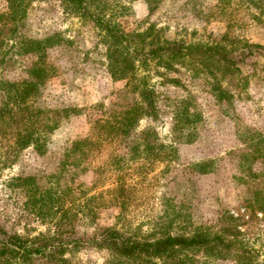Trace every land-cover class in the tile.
<instances>
[{
  "label": "rangeland",
  "instance_id": "obj_1",
  "mask_svg": "<svg viewBox=\"0 0 264 264\" xmlns=\"http://www.w3.org/2000/svg\"><path fill=\"white\" fill-rule=\"evenodd\" d=\"M86 1L81 8L55 0H26V16L14 32L10 26L9 32L3 33L0 87L3 79H23V68L37 60L28 52L39 50V42H47L42 47L60 73L44 86L38 105L82 111L70 117L72 129L63 123L51 137L50 149L63 155L66 146L88 135L89 116L99 105L106 110L122 109L140 100L137 93L126 92V81L113 80L109 72L111 38L100 20L119 26L130 37V43L124 46L136 53L137 84L145 81L156 100V114L143 116L136 130L155 131L158 142L169 147L166 151L171 156L155 165L148 180L137 186L145 203L133 206L132 232L152 239L163 234L190 235L199 225H227L222 219L226 212L243 215L240 207L247 206L252 190L261 184L249 179L253 173L241 164L247 151L246 133L264 135V57L249 61L240 74L233 76L218 57L186 49L215 45L221 38L226 39L222 44L229 50H239L245 42L264 46V15L257 19V8L247 0H228L224 7H220V0H164L154 12L148 0ZM103 2L106 6L99 7ZM7 5V0H0V14L7 12ZM102 8L106 18L100 12ZM156 42H177L185 51L182 55L147 58ZM220 88L234 98L220 101L216 96ZM1 95L0 90V101ZM192 132L196 136L190 137ZM58 157L50 153L40 156L32 149L9 156L0 139V226L23 238L58 236L53 224H42L33 216L39 207L34 200L41 198L43 190L53 188L51 177ZM106 160V155L91 156L86 163L89 170L80 173L77 182L91 186L97 178L95 168H101ZM252 167L253 172L260 173L264 163L259 161ZM106 178L105 184L109 185L115 177ZM127 180L131 184L137 181L135 176ZM117 213L113 207L104 209L97 225L103 228L114 222ZM218 226L213 232L220 231ZM76 228L91 236L97 232L84 224ZM242 229L244 235L238 240L254 253L255 264L264 262V222L250 223ZM204 256V252H190L180 258L202 264ZM111 258L107 250L93 245H82L66 254L69 264H145L138 258L129 262H112ZM179 260H156V264H179ZM31 264L53 263L38 258Z\"/></svg>",
  "mask_w": 264,
  "mask_h": 264
},
{
  "label": "trees",
  "instance_id": "obj_2",
  "mask_svg": "<svg viewBox=\"0 0 264 264\" xmlns=\"http://www.w3.org/2000/svg\"><path fill=\"white\" fill-rule=\"evenodd\" d=\"M55 1L81 8L87 4L86 0ZM163 1L148 0L153 12ZM247 1L249 5H255L258 10L257 19H260L264 15V0ZM227 2L228 0H220V7L226 6ZM7 4V12L0 14V51L3 49L1 40L4 31L9 32V27L12 26L10 31L14 32L27 13L26 0H7ZM105 6V2L99 5V7ZM100 12L106 18L105 9H100ZM100 21L103 26L105 24L104 29L108 33V39L111 38L108 54L110 75L115 81H126V92L137 93L140 100L122 109L113 107L106 110L103 104L99 105V109L89 116L88 135L79 137L66 146L63 155L50 149L51 137L63 123L67 128L72 129L70 117L80 115L82 111L69 106L62 109H47L38 105L44 86L60 73L58 68L51 64L52 60L48 59L46 49L42 47L45 41L39 42L38 45H41L39 50L28 52L29 55L34 54L37 60H32L23 68V79L1 81L0 139L2 144L5 143L7 154L16 156L32 149L40 156L50 153L58 154L59 157L54 160L56 171L51 177L54 180L53 188L49 191L43 190L41 198L34 200L36 207H39L33 213L34 218L40 223L53 224L54 232L58 236L23 238L0 226V262L31 264L33 260L41 258L53 264H69L66 259L68 251L78 249L82 245H93L100 250H107L112 262L123 260L129 262L138 258L142 260L141 263L156 264V260L180 259L179 264H193L191 262L194 261L193 259L184 262L180 255L204 252L206 256L202 264H218L224 261L234 264H255L254 253L247 250L243 246L244 241H239L238 238L244 235L242 227H248L250 223L254 225L260 220L264 222V170L255 173L252 167L259 161L264 163V135L261 133L249 132L245 135L244 144L247 151L244 153L245 159L241 167L253 173L249 179L259 180L261 184L252 190L247 206L240 207V211L244 212L243 215L235 214L237 215L235 216L233 212H226L222 219L226 220L227 225L223 224L220 227L199 225L190 235L163 234L152 239L141 238L140 235L132 232L130 217L133 206L145 203L139 195L137 186L148 180L149 172L155 165L167 161L171 156L166 151L169 147L158 142L155 131L136 130L143 116L156 114V100L154 92L146 86L145 81L137 84L136 53L130 52V46H124L125 43H130V37L126 36L119 26L104 20ZM146 34L139 36L149 35ZM225 40L221 38L215 45L189 46L186 50L195 49L199 54L218 57L224 64V69L233 76L240 74L242 66L248 65L249 61H256V57H264L262 45L242 42L243 45L237 48L239 50H229L222 44ZM184 51L185 48L177 42L165 44L156 42L147 58H160L165 54L182 55ZM216 93L220 101L224 97L230 101L234 98L232 94L221 88ZM180 124V120L177 121V128ZM192 136H196V133L192 132L190 137ZM183 139L185 138H182V141ZM95 155L107 156L103 166L94 170L97 175L96 180L91 186L85 182H77L80 173L89 170L86 167L88 159ZM205 165L200 166L199 170ZM203 173H206V170ZM108 175L110 177L114 175L115 178L106 185ZM131 176H135L137 180L134 184L127 180V177ZM97 189L100 190L96 191ZM90 191L95 192L91 194ZM104 207L116 208L118 213L113 217L114 222L102 228L97 223L102 211L106 209ZM78 223L86 227H94L97 232L94 231L93 236L79 232L76 228ZM118 226L124 228L119 229ZM215 226L220 230L217 233L213 232Z\"/></svg>",
  "mask_w": 264,
  "mask_h": 264
}]
</instances>
